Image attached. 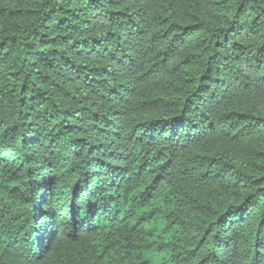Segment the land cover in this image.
I'll list each match as a JSON object with an SVG mask.
<instances>
[{
    "label": "trees",
    "instance_id": "obj_1",
    "mask_svg": "<svg viewBox=\"0 0 264 264\" xmlns=\"http://www.w3.org/2000/svg\"><path fill=\"white\" fill-rule=\"evenodd\" d=\"M0 264H264V0H0Z\"/></svg>",
    "mask_w": 264,
    "mask_h": 264
}]
</instances>
